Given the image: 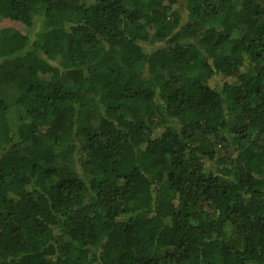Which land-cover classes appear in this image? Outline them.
<instances>
[{
	"label": "trees",
	"instance_id": "1",
	"mask_svg": "<svg viewBox=\"0 0 264 264\" xmlns=\"http://www.w3.org/2000/svg\"><path fill=\"white\" fill-rule=\"evenodd\" d=\"M11 60L0 264H264V0H0Z\"/></svg>",
	"mask_w": 264,
	"mask_h": 264
},
{
	"label": "rangeland",
	"instance_id": "2",
	"mask_svg": "<svg viewBox=\"0 0 264 264\" xmlns=\"http://www.w3.org/2000/svg\"><path fill=\"white\" fill-rule=\"evenodd\" d=\"M18 69L15 61H4L0 66V97L3 96L6 100L16 99L17 85L15 83V77L18 75ZM214 84V83H213ZM218 86H221V82H217Z\"/></svg>",
	"mask_w": 264,
	"mask_h": 264
}]
</instances>
